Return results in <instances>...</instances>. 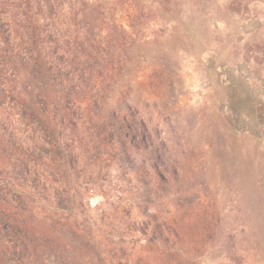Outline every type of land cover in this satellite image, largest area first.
<instances>
[{"label": "rangeland", "instance_id": "374dc122", "mask_svg": "<svg viewBox=\"0 0 264 264\" xmlns=\"http://www.w3.org/2000/svg\"><path fill=\"white\" fill-rule=\"evenodd\" d=\"M136 2L112 3L140 26L97 92L145 142L102 149L80 236L6 264H264V0Z\"/></svg>", "mask_w": 264, "mask_h": 264}, {"label": "trees", "instance_id": "16d2710c", "mask_svg": "<svg viewBox=\"0 0 264 264\" xmlns=\"http://www.w3.org/2000/svg\"><path fill=\"white\" fill-rule=\"evenodd\" d=\"M114 1L0 3L3 264L58 247L67 232L80 236L77 209H85L83 187L101 154L145 142L144 128L131 125L120 109H106L105 93L97 92L105 82L101 73L119 65V47L140 26L130 17L118 20ZM48 226L58 233L47 234ZM146 236L148 244H159L164 231L154 225ZM97 258L104 264L101 253Z\"/></svg>", "mask_w": 264, "mask_h": 264}]
</instances>
